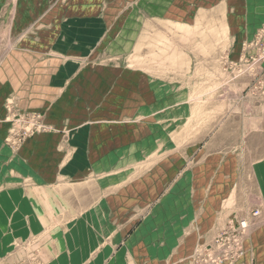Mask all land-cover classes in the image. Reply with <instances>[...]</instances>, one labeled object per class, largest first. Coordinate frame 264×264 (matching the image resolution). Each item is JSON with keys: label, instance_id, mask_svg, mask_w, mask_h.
Instances as JSON below:
<instances>
[{"label": "rangeland", "instance_id": "1", "mask_svg": "<svg viewBox=\"0 0 264 264\" xmlns=\"http://www.w3.org/2000/svg\"><path fill=\"white\" fill-rule=\"evenodd\" d=\"M245 1L99 0L107 28L83 36L99 54L80 62L92 75L82 77V91L64 94L50 110L5 100L3 181L29 179L25 165H49L57 181L77 184L66 185V195L108 200L97 206L98 227L113 226V240L127 238L131 264H204L219 232L245 219L238 262L255 264L246 259L245 240L261 206L227 219L187 259L181 245L177 256L164 243L174 238L161 235L171 215L185 219L193 200L200 202L210 155L231 150L248 164L264 159V20L247 14L264 5ZM84 126V155H75L80 148L71 138ZM36 241L18 264H45Z\"/></svg>", "mask_w": 264, "mask_h": 264}, {"label": "crops", "instance_id": "2", "mask_svg": "<svg viewBox=\"0 0 264 264\" xmlns=\"http://www.w3.org/2000/svg\"><path fill=\"white\" fill-rule=\"evenodd\" d=\"M254 2L264 5V0L247 3ZM98 4L99 0H0V264L27 258L32 249L28 241L35 239L45 264H131L127 238L113 240V226L98 227L97 206L108 200L66 195V185L75 189L77 184L57 181L49 165H25L29 179L15 176L3 181L2 176V140L7 136L3 129L10 126L5 100L15 99L22 110H50L64 94L82 91V77L92 75L80 62L94 52V46L88 51L92 44L83 36L93 37L106 27ZM250 8L251 20H264V9L253 13ZM83 9H91L90 17H83ZM98 54L95 50L94 57ZM85 129L71 138L74 150L80 148L75 155H84ZM62 136L57 135L59 140ZM207 164L210 179L203 183L200 202L193 200V213L185 219L171 215L161 235L175 241L164 243L176 246L177 256L181 245L187 259L196 242H208L227 219L248 216L261 206V214L250 218L245 247L247 260L264 264V159L248 164L240 152L218 151ZM108 214L101 220L107 221Z\"/></svg>", "mask_w": 264, "mask_h": 264}, {"label": "built area", "instance_id": "3", "mask_svg": "<svg viewBox=\"0 0 264 264\" xmlns=\"http://www.w3.org/2000/svg\"><path fill=\"white\" fill-rule=\"evenodd\" d=\"M259 210L253 215L258 216ZM248 222L245 219L231 222L230 225L219 232L214 241V246L204 249V264H241L238 260L244 254L241 246V236L246 232Z\"/></svg>", "mask_w": 264, "mask_h": 264}, {"label": "bare ground", "instance_id": "4", "mask_svg": "<svg viewBox=\"0 0 264 264\" xmlns=\"http://www.w3.org/2000/svg\"><path fill=\"white\" fill-rule=\"evenodd\" d=\"M249 221V220H248Z\"/></svg>", "mask_w": 264, "mask_h": 264}]
</instances>
